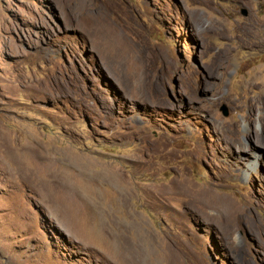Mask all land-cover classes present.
Returning a JSON list of instances; mask_svg holds the SVG:
<instances>
[{
	"label": "rangeland",
	"instance_id": "374dc122",
	"mask_svg": "<svg viewBox=\"0 0 264 264\" xmlns=\"http://www.w3.org/2000/svg\"><path fill=\"white\" fill-rule=\"evenodd\" d=\"M0 264H264V0H0Z\"/></svg>",
	"mask_w": 264,
	"mask_h": 264
},
{
	"label": "bare ground",
	"instance_id": "6f19581e",
	"mask_svg": "<svg viewBox=\"0 0 264 264\" xmlns=\"http://www.w3.org/2000/svg\"><path fill=\"white\" fill-rule=\"evenodd\" d=\"M65 188V187H68L69 189H70V191H71V194L70 195H68V197L70 196L71 198H74V200L75 199H77V200H81L80 199V196H81V193H80V191H83L82 189L81 190H78L76 187H73V186H68V185H60L59 183L55 186V188H54V192H57L58 191V188ZM88 187V186H87ZM83 188V187H82ZM57 189V190H56ZM68 189V190H69ZM84 189V188H83ZM89 188H87L86 190H88ZM90 189H91V187H90ZM85 190V189H84ZM70 191H69V193H70ZM89 191V190H88ZM130 191V190H129ZM84 192V191H83ZM86 192V191H85ZM84 192V193H85ZM58 193V192H57ZM56 193V194H57ZM92 193V192H91ZM87 195V194H86ZM91 195V194H90ZM129 196V194H126L125 195V198H127ZM89 197V196H88ZM65 198V197H64ZM90 198V197H89ZM60 200V199H59ZM61 200H62V198H61ZM67 200V198H65V201ZM85 200H83V202H84ZM82 202V201H81ZM79 203V202H78ZM95 203V202H94ZM65 204V202L62 204V205H64ZM54 205H57V209H59L58 207H59V204H57V202H55L54 203ZM79 205V204H78ZM86 205V204H85ZM83 206V205H82ZM84 207V206H83ZM61 209V208H60Z\"/></svg>",
	"mask_w": 264,
	"mask_h": 264
},
{
	"label": "water",
	"instance_id": "95a60500",
	"mask_svg": "<svg viewBox=\"0 0 264 264\" xmlns=\"http://www.w3.org/2000/svg\"><path fill=\"white\" fill-rule=\"evenodd\" d=\"M246 12H244V14H245ZM221 111H222V114L224 115V116H227L228 115V111H227V108H226V106H222L221 107Z\"/></svg>",
	"mask_w": 264,
	"mask_h": 264
}]
</instances>
